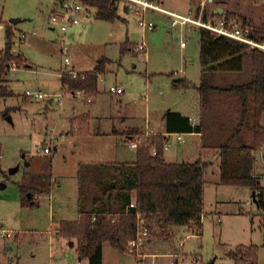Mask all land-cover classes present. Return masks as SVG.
Here are the masks:
<instances>
[{"label": "rangeland", "instance_id": "obj_1", "mask_svg": "<svg viewBox=\"0 0 264 264\" xmlns=\"http://www.w3.org/2000/svg\"><path fill=\"white\" fill-rule=\"evenodd\" d=\"M54 1L0 0V52L8 29L12 31L10 52L23 60L16 62L18 67H8L2 80L12 94L0 96V183L5 184H0V228L11 232L10 237H0V264H77L76 252L65 243V238L56 241L51 233L57 219L75 217L77 203L81 205L83 196L88 199V179L92 173L96 176L100 171L99 166L88 163V158L93 156L91 153L109 146L97 140L92 151L83 139L85 128L108 129L111 127L109 115L113 119L120 117L119 125L123 128L145 131L148 124L157 126L163 115L159 112L162 102L170 96L169 82L183 76L184 72L190 76L199 66L200 27L180 23L173 26L169 16L147 11L144 18L155 23L154 28L148 29L138 24L140 16L128 11L123 2H119L118 16L113 21L90 13L83 25L70 28L66 38L70 64L64 65L56 40L59 31L52 28L48 19ZM161 1V6L179 13L188 10L195 13L198 7H203L206 15L210 11L202 0L198 6L194 0ZM238 1L243 6L247 0ZM249 1L247 10L255 18L260 16L264 20V0ZM14 17L22 20L12 23L10 19ZM237 23L244 26L241 19ZM261 25L259 28H264V24ZM21 33L25 36L21 37ZM138 43H143L145 48L136 50ZM101 58L105 59L106 68L99 75V92L91 103L63 91L59 77L61 68L74 66L84 71ZM25 63L31 66L25 67ZM226 74L225 78L212 75L211 82L223 86L245 79V73ZM110 85L120 86L124 92H108ZM27 90L44 96H27ZM203 96L209 99L210 92L204 91ZM198 105L197 110L192 105L186 109L200 116L203 112L205 127L214 130L218 121L216 115L224 110L215 102L207 104L204 111L201 101ZM227 112L232 117L236 115L231 107ZM168 141L171 144L166 151L168 154L181 147L173 136ZM45 145L51 147V152L37 151ZM118 150L134 155L128 144L119 145ZM102 152L105 158H111L105 149ZM15 167L16 170L10 172ZM77 186L81 189L78 194ZM25 191H32L34 196L43 194L37 201L33 197L34 204H27ZM234 195L229 202L224 192L221 209L217 207L221 212L214 213L210 206H214L216 197L208 188L207 212L198 231L196 228L184 230L171 245L154 244L155 255L144 258V264H198L196 257L202 263L212 259L217 263H231L227 253L238 244L257 245L258 264H264V205L259 204L257 196L253 198L241 192ZM51 235L54 241H50ZM174 247L183 252L184 260L178 258L175 263V257L165 254ZM111 251L115 250L105 242L104 264H113L109 261ZM135 256L122 254L123 259H128L125 264L139 262V256ZM87 263L84 259L78 264Z\"/></svg>", "mask_w": 264, "mask_h": 264}, {"label": "trees", "instance_id": "obj_2", "mask_svg": "<svg viewBox=\"0 0 264 264\" xmlns=\"http://www.w3.org/2000/svg\"><path fill=\"white\" fill-rule=\"evenodd\" d=\"M87 2L96 8V17L113 21L118 16L114 0ZM11 32L8 29L5 31V46L0 52V96L12 94L2 84L9 63L23 61L20 56L10 52ZM250 34L255 40L264 42V29L254 30ZM199 62V84L191 85L184 79H173L172 86L195 87L201 95L202 111L207 104L213 105L214 102L224 110L216 115V131L221 133L215 142L219 148L220 182L245 185L254 191L259 189L256 195L263 206L264 195L252 172V151L264 145V126L260 124L264 112V50L200 27ZM104 69L105 59L101 58L92 71H84L83 78H72L65 74L60 78L61 83L67 82L70 87L81 88L88 95H93L97 92V75ZM223 72L245 73V79L223 86L211 82L212 75ZM204 91L210 92L209 99L205 100ZM228 107L236 112L235 117L227 112ZM164 119L167 132H197L205 128L203 112L200 123L195 124L191 123L189 116L174 110H167ZM128 134L137 136L136 160L131 178L122 186L135 189V205L115 216L108 215L104 207L82 208L78 219L62 220L59 225V232L63 236L76 238L78 254L86 258L88 264H102V244L105 241L120 251H127L128 240L136 237L139 219L143 221L149 236L167 237L171 225H197L202 216L204 171L208 163L200 159L167 162L163 156L164 134L146 137L137 131H129ZM111 186L112 183L107 184L105 191ZM25 193L28 195L26 203L34 204V193ZM80 201L85 203L86 197L83 196ZM257 252L255 244H238L227 253L231 263L209 261L202 264H258Z\"/></svg>", "mask_w": 264, "mask_h": 264}, {"label": "crops", "instance_id": "obj_3", "mask_svg": "<svg viewBox=\"0 0 264 264\" xmlns=\"http://www.w3.org/2000/svg\"><path fill=\"white\" fill-rule=\"evenodd\" d=\"M159 1L160 3H162L161 0ZM194 1H196L197 6H198L201 0H194ZM202 1L205 2V4H207L206 6L210 10L208 15H206V13L204 12L206 17H211L213 19H226V20L228 19L230 21H235L236 23L241 19L244 26L248 27V29L250 30V33H253L254 30L256 31V30L264 29V28H259L262 26L261 24H264L263 23L264 20H262L260 16L258 18H255L252 15V13L247 10L246 7L251 2L249 0L245 1L246 3L243 4V6L238 0H211V1L202 0ZM56 2L57 0L54 1L53 4H55ZM215 13H219L220 15H215ZM258 21L259 23H257ZM253 22L255 23V25L252 24ZM73 34L74 32L72 31L71 35ZM144 48H145V45H144ZM96 63L97 62H95L91 68L86 69L84 71H92ZM24 65L25 67L31 66L28 63H25ZM99 75L100 73H98L97 75V92L91 95L92 101H93L94 96H96V94L99 92V89H98ZM188 75L189 74L187 72H184L183 76L174 78V79H184L188 81L189 83H191V85L199 84V81L201 79L200 62H199L197 71L196 70L192 71L190 76ZM217 76L220 78H225V76H228V74L217 73ZM169 83H170L168 85V88H169L168 90L170 92L169 95L173 98L169 99L170 97L169 96L166 100L162 102V105L160 108L161 110L159 112L163 113V115H161L162 118L160 120V123H158L157 126L152 127L150 126V124H148L147 130L145 131H141L136 128L134 129L131 127L123 128L122 124L119 125L120 117L113 119V117L109 115L110 117L108 118H110L111 127H109L108 129L101 130L99 128V129H95L91 131L90 129H88V126L85 128L86 130L83 133L84 134L83 139L84 141H86V144L90 145V148H92L91 150L93 151L95 149L93 144L97 140H102V142L104 141L106 142V144H109V146L105 147L104 149L108 154L112 156H110L111 158H105L104 154H102L103 153L102 151H104V149L102 151L95 152V154H93L94 152L91 153L93 155L92 156L93 158L92 157L88 158V163L99 166L100 171H99V174H97L96 176L92 175L93 174L92 173L88 179V199H86L85 203H81V205H80V202L79 204L77 203V211H76L77 215L75 217L57 219L53 227V231L51 233L53 236L56 237V241L60 237L65 238L66 240L65 243L69 245L72 249H74L76 252L77 264L82 263L83 260L86 258H81L79 256L78 251L76 249V238L65 237L59 232L60 222L62 220L78 219L82 208L93 209L96 207L97 208L104 207L108 215L115 216L123 211H126L129 207L135 205V200H136L135 199L136 197L135 189L133 188L127 189L122 186L123 182L127 183L128 181L126 182V180L127 179L129 180L131 178L132 173H133V162L136 160V147H131L130 143L136 141L135 139L137 138V136L128 134L130 129H134V131L141 133L143 137H146L151 134H157V133L164 134L165 140L163 142V145L166 142L169 143L168 148L164 149L163 147L164 160L167 162H191V161L200 159L202 161L207 162L208 165L204 171L203 209H202V216H201V219L199 220V223L197 225L195 223L171 225L170 230H169V235L167 237L149 236L145 244H141L135 249L133 253H131L136 256H139V259H138L139 262H137L136 258H134L136 262L133 263L131 261L129 262V264H144L143 262L144 258H146L147 256L155 255V251L152 250V246L154 244L158 243V244L171 245L173 240L179 237L178 234L184 232V230L186 229L194 230L196 228V230L198 231V229L201 227L203 223L202 217H204L207 212L205 210V200H206V190L208 188H210V190H213L214 195L216 197V199L214 200V206L212 205L210 206L214 208V209L211 208L212 210H210L211 212H214V213L221 212V210H217L218 209L217 207H220L223 203L224 198H222V194L224 192L228 194L229 202H231L234 196H236L234 194H237L238 192L249 194V195H252L253 197L254 190H252L248 186L228 185V184H223L220 182V156H219V148L216 146L215 142L218 141V136H221V133H217L216 124H215V129L212 131H209L207 127L197 132L196 131H192V132H167L166 131L164 113L167 110L179 111L181 114L187 115L190 118L194 119L196 123H200L201 121V116L199 115V113L192 114L186 109L190 105H192L194 109L196 110L199 108L198 101L199 102L201 101L200 92L193 86L175 88L172 86V80ZM123 92H124V89H123ZM121 93H115V94H121ZM172 94H175V96H173ZM191 100H192V103L190 102ZM51 101L52 99H49V102ZM73 114H75L74 111H73ZM115 122L117 123L116 125H115ZM87 123H88V120H87ZM260 124L264 126V112L262 113L260 117ZM117 126L119 128H117ZM177 133L182 134V136L184 137L183 142L179 141L176 138ZM172 136L175 137L176 141L178 142V144L181 145V147L179 149L177 148L175 153L168 154L166 151L169 150L171 146L168 140H169V137H172ZM124 144L129 145L130 150L134 152L133 156H128L118 150L119 145H124ZM257 151L259 154H257ZM252 153L254 155L252 172L257 177L258 186L262 189V192L264 195V185H263L264 147L263 145H260L258 148L254 149ZM92 183H94V185ZM110 183H112L111 188L105 191V186ZM3 186H5V184ZM80 190L81 189L78 188L77 186V194L80 193ZM258 191L259 189L255 191V197L253 198H256L257 196L256 193ZM42 194H43L42 192L39 194L36 193L34 196L35 200L38 198L39 195H42ZM219 209H221V207ZM52 235L50 237V241H54L53 239L55 237H53ZM186 236L187 235H185L184 237ZM183 238H181V240H183ZM105 242H103L102 244V264H104V243ZM178 244H181V242H179ZM110 246L113 248V250L117 252V253H114L115 251H111L112 253L111 252L109 253V255H111L112 257V258L110 257L111 259H109L110 263L112 261L113 264H125L128 259H123L122 254H128L130 252L120 251L114 248L111 244ZM60 248L66 249V246L65 247L60 246ZM165 254L175 257V263H177L178 258H180L181 260L185 259V257H183V252L179 251L178 248L176 247H174L173 250H170V252L165 253ZM196 260L201 262L199 257H196ZM212 260L215 261V259H212ZM197 263L200 264L199 262Z\"/></svg>", "mask_w": 264, "mask_h": 264}, {"label": "built area", "instance_id": "obj_4", "mask_svg": "<svg viewBox=\"0 0 264 264\" xmlns=\"http://www.w3.org/2000/svg\"><path fill=\"white\" fill-rule=\"evenodd\" d=\"M88 0H57L55 4L51 7L49 11V23L58 29L59 34L57 35V42L60 45V50L63 55V63L64 65L70 64V59L67 55L69 51V45L67 43V35L70 31V28L74 25H83L86 18L90 13L95 14L96 8L88 4ZM117 3V7L119 2H123L125 8L140 16L138 19V24L146 27L148 29H152L155 26L154 21L151 19H145L144 13L147 11H156L161 12L171 18V25L177 24H186V25H195L198 27H203L208 30H211L217 34H221L232 38L236 41L247 43L251 46L258 47L264 50V42H259L255 40L252 36H250V30L246 26H242L237 24L235 21H230L226 19H213L211 17L204 16L203 7H199L197 11L194 13L192 10H188L187 13H179L176 11L169 10L161 6L159 0H114ZM118 9V8H117ZM194 13V14H193ZM25 33H21V37H24ZM136 50L144 49L143 43H138L135 46ZM18 67L15 61H11L9 63V68ZM69 75L72 78L84 77V71H79L75 69V67H63L59 70V77L61 78L63 75ZM63 91L67 92V94L73 96H80L86 98L87 102L92 101L91 95H88L81 88H72L67 82H62ZM108 92L111 93H121L123 92V88L117 85H110L107 88ZM32 94L37 97H42L44 94L40 92L32 93L29 90L25 92V95L31 96ZM191 123L195 124L196 121L192 118ZM176 138L183 142L184 137L181 133L176 134ZM131 147L137 146V141L130 143ZM164 149L169 147V143H164ZM264 147V145H263ZM38 152L49 153L51 152V147L48 145L43 146L42 148L37 149ZM93 219L95 216L93 215ZM11 232L0 228V237H10ZM149 234L148 230L145 227L143 221L139 219L138 221V230L136 237L128 240L127 242V251L133 253L135 249L141 244H145L148 240ZM200 264H202L199 261Z\"/></svg>", "mask_w": 264, "mask_h": 264}, {"label": "water", "instance_id": "obj_5", "mask_svg": "<svg viewBox=\"0 0 264 264\" xmlns=\"http://www.w3.org/2000/svg\"><path fill=\"white\" fill-rule=\"evenodd\" d=\"M211 1V0H210ZM219 11H221V10H219ZM19 20H22L21 18H18V17H14V18H11L10 19V21L12 22V23H15V22H17V21H19ZM8 119H10V117L8 116L7 117ZM16 168L17 167H15V168H11L10 169V172H13V171H15L16 170ZM2 186L4 185V183H0ZM253 197H255V191H253ZM212 262H213V260H212Z\"/></svg>", "mask_w": 264, "mask_h": 264}]
</instances>
